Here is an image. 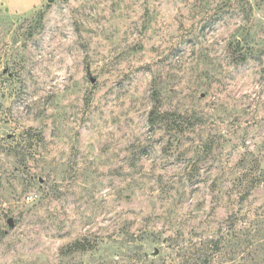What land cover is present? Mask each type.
Segmentation results:
<instances>
[{
	"label": "rangeland",
	"instance_id": "obj_1",
	"mask_svg": "<svg viewBox=\"0 0 264 264\" xmlns=\"http://www.w3.org/2000/svg\"><path fill=\"white\" fill-rule=\"evenodd\" d=\"M37 1L0 0V264H264V0Z\"/></svg>",
	"mask_w": 264,
	"mask_h": 264
},
{
	"label": "trees",
	"instance_id": "obj_2",
	"mask_svg": "<svg viewBox=\"0 0 264 264\" xmlns=\"http://www.w3.org/2000/svg\"><path fill=\"white\" fill-rule=\"evenodd\" d=\"M240 42H242V39L235 42L237 48L241 46ZM245 55H242L243 56L242 58L241 56H238L237 58H241L242 60H245L246 59ZM152 99H153V106L148 115L149 126L153 127L161 122H166L171 125L170 127H175L173 126L176 124L175 122H177V124L180 123L178 119L176 120L175 117H171V115H168V113L160 111L159 91L156 88L153 89ZM257 170L258 169L256 168L257 175L255 179H253L252 181H249L252 183V185H255V184L257 185L259 183L264 182V175L259 174ZM248 193L249 192L243 194L244 195L243 199L246 198ZM221 246L222 244L220 241H214L213 239L208 240L206 243L203 244L202 248L198 247V249L196 250L197 252V254L195 255L196 258L193 260L194 264H212L216 256L219 253H221L222 251ZM90 248L91 247H89L88 242L76 241L72 245H69L67 248H64L62 251V255L67 256L68 254H73L74 252H85L87 249H90Z\"/></svg>",
	"mask_w": 264,
	"mask_h": 264
},
{
	"label": "water",
	"instance_id": "obj_3",
	"mask_svg": "<svg viewBox=\"0 0 264 264\" xmlns=\"http://www.w3.org/2000/svg\"><path fill=\"white\" fill-rule=\"evenodd\" d=\"M8 223L10 226H12L11 219L8 220Z\"/></svg>",
	"mask_w": 264,
	"mask_h": 264
},
{
	"label": "crops",
	"instance_id": "obj_4",
	"mask_svg": "<svg viewBox=\"0 0 264 264\" xmlns=\"http://www.w3.org/2000/svg\"><path fill=\"white\" fill-rule=\"evenodd\" d=\"M2 2H6L7 0H1ZM37 2H39V0L37 1ZM29 10V9H28Z\"/></svg>",
	"mask_w": 264,
	"mask_h": 264
}]
</instances>
